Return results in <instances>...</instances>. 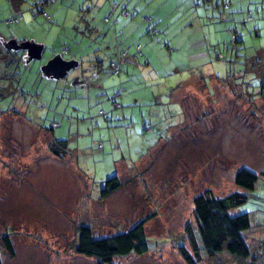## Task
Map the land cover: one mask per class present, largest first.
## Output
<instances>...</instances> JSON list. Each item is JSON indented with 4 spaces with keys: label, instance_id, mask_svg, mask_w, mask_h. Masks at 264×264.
Listing matches in <instances>:
<instances>
[{
    "label": "rangeland",
    "instance_id": "rangeland-1",
    "mask_svg": "<svg viewBox=\"0 0 264 264\" xmlns=\"http://www.w3.org/2000/svg\"><path fill=\"white\" fill-rule=\"evenodd\" d=\"M33 1L25 3L21 20L6 25L10 11L0 0V84L9 90L0 91L2 264H97L74 251L80 225L106 236L151 212L149 253L114 262L184 264L177 248L189 249L184 229L195 227L193 198L207 189L218 198L246 195L230 214L249 215L247 242L264 264V32L248 30L232 48L229 31L216 30L219 21L198 18L222 9L203 0H126L119 5H128L131 16L118 8L108 22L113 0H59L48 8L49 22L31 17ZM154 9L168 16L172 46L161 41L162 21H152L154 34L143 21ZM114 30L123 34L118 41ZM26 41L40 46L39 59L15 48ZM117 45L128 52L120 74L110 68ZM31 99L38 105L29 106ZM113 101L122 108L113 109ZM62 118L70 123L48 129ZM52 133L69 140L62 157L51 150ZM241 169L258 176L252 191L234 184ZM116 170L120 190L100 197ZM5 234L13 257L1 242ZM213 258L202 253L198 264L227 257Z\"/></svg>",
    "mask_w": 264,
    "mask_h": 264
},
{
    "label": "trees",
    "instance_id": "trees-1",
    "mask_svg": "<svg viewBox=\"0 0 264 264\" xmlns=\"http://www.w3.org/2000/svg\"><path fill=\"white\" fill-rule=\"evenodd\" d=\"M6 1L10 15L5 19V23L6 25L17 23L23 18L22 10L27 0ZM38 1H41L42 4L39 5ZM192 1L199 4L198 2L201 0ZM203 1L209 2L212 8L221 5V11L207 10L206 15L200 17L205 18L206 16H213L220 23L229 22L230 25L226 30H228L231 35L232 48H236L239 42H243L248 30H255L257 31L256 34H262V32H264V0ZM57 2H59V0H34L28 11L33 19L42 16L46 22H49L51 20V15L48 12V8L52 7ZM208 7L210 6H207V8ZM118 8H120L119 12L121 11L120 15L124 18H129L131 16V12L125 9L127 6L121 8L116 1H109L108 14L107 17H104V20L108 22L109 18L113 17L112 14H114L115 10ZM175 8L178 7L176 6ZM140 12L141 14L145 13L143 11ZM223 17H225L224 20L226 21L222 22ZM143 21L147 24H151L149 31L153 34L158 32V28L152 24L153 19L151 16H144ZM85 25L88 24L86 23ZM73 27L80 29L77 25ZM219 29L220 28L216 30ZM77 32L80 31L77 30ZM117 35L119 34L117 33ZM0 43L2 44V42ZM135 49L136 54L141 55L142 51L139 44L135 46ZM0 50H4L2 45L0 46ZM259 50L264 51L263 47H260ZM62 52L68 53L69 48L63 47ZM122 53H126V57L119 65V70L116 74H120L121 65L126 63L128 56L127 50H120V52L115 55L116 59L110 61V63H116L119 61V56ZM16 59V57L13 59L15 63ZM8 61V63L11 64L10 59ZM16 64L19 66L18 63ZM262 69L264 74V64L262 65ZM14 75H16V73ZM12 88H14L13 85ZM4 89L8 90V87H3L0 84V91ZM18 94L24 96L25 93L19 91ZM31 102L32 103L30 104L28 103L29 106L38 105V100L31 99ZM112 108L119 109L122 108V106L113 101ZM99 115L105 122L111 120L103 111H100ZM63 119L66 120L67 118ZM91 120L93 119L91 118ZM51 124H55L56 126L52 127ZM61 124V119L52 120L49 122L48 129L54 130L61 127ZM68 141L69 140H57V138L54 137L52 142H50L52 152L61 157L68 153L66 148ZM98 148H100V144L98 145ZM260 175L264 178V168ZM257 181L258 176L245 169L239 170L234 178V184L247 192L254 189ZM103 183L104 186L99 191L100 197L102 198L121 188L117 175L107 178ZM246 199V195L239 192L229 193L224 197L218 198L208 189L193 198L192 212L195 227L193 229L191 225H187L184 229V238L187 241L189 249H187L185 245H179L177 248L178 254L184 264H198L199 260H201L200 255L202 253L212 257L226 255L227 258H224L220 264H229L227 262L228 260L232 261L234 264H262L258 256L251 252L245 235V233L251 229L249 215L247 213L238 215L230 214L232 208L242 205ZM153 216L154 214L151 212L146 218L135 223L125 231L119 233L113 232L110 235L100 237L95 236L91 226H85L82 224L77 228L74 251L78 255L96 260L97 264H116L114 262L115 259L131 257L132 255L142 257L150 251L145 231V223L151 220ZM1 242L9 257H13L14 247L7 234L1 237ZM188 250H190V252ZM0 264H2L1 260Z\"/></svg>",
    "mask_w": 264,
    "mask_h": 264
},
{
    "label": "crops",
    "instance_id": "crops-1",
    "mask_svg": "<svg viewBox=\"0 0 264 264\" xmlns=\"http://www.w3.org/2000/svg\"><path fill=\"white\" fill-rule=\"evenodd\" d=\"M113 1H116L118 4H119V2H123V4H124V2L126 1V0H113ZM139 1V0H138ZM6 3H7V1H6ZM130 3H131V1H130ZM123 4H121L120 6H121V8L123 7ZM8 6V5H7ZM124 6H126V5H124ZM128 6V5H127ZM117 10V9H116ZM116 10H115V12H116ZM114 12V13H115ZM143 12H146V10H144ZM121 13V11L119 12V14ZM174 13V10L172 11V14ZM151 17H152V19L153 20H156V22H160V21H162V24L163 25H161V28H160V33H161V35L162 36H164V38L161 40L162 42H164L165 41V43H166V45L167 46H172V39L169 37V35H167V33H166V31H167V29H168V26H167V24H166V22H165V20H167L168 19V16H165L166 15V13L165 14H163L162 15V13H159L156 9H154L152 12H151ZM200 17V16H199ZM198 17V18H199ZM200 19L202 20V22L203 23H206V24H211V22H212V20H214L215 18L213 17V16H206L205 18H201L200 17ZM225 19V17H223V20H222V22L223 21H226V20H224ZM216 20V19H215ZM114 23H117V21H116V19H115V21H114ZM205 24V25H206ZM230 25V23L229 22H226V23H220V26L218 27V28H220L219 30H226V28L228 27ZM115 31V30H114ZM116 32V31H115ZM165 33H166V36H165ZM116 35H115V39L118 41V39L120 40L121 38H122V36H123V34L122 35H117V32L115 33ZM132 35H133V33H132ZM131 35V36H132ZM161 37V36H160ZM164 40V41H163ZM127 41H128V39H127V36L125 37V40H124V44L127 46ZM0 42H2V38H0ZM121 42V41H120ZM1 44V43H0ZM1 46V45H0ZM76 50H78V49H76ZM116 53H118V52H120V48H119V45H117V47H116ZM71 52V49L69 50V52L68 53H70ZM116 53H115V55H116ZM75 54H78L77 52H75ZM114 55V56H115ZM128 57V56H127ZM116 59V58H115ZM129 59V58H128ZM130 60H131V57H130ZM126 62H127V60H126ZM210 77H217V76H215V73H213L212 75L210 74L209 75ZM218 78V77H217ZM18 107H17V104L16 105H13L12 107H11V111L12 110H14V109H17ZM124 114H126L125 112H123V113H120V115L121 116H123ZM61 122H62V124H61V126L64 124L63 122H66V123H70V118H69V122L67 121V119L66 120H64L63 118L61 119ZM40 129H42V128H40ZM43 130V129H42ZM53 134V133H52ZM57 138L56 137V135H52V136H50V142H52V140H53V138ZM49 142V143H50ZM127 142H128V137H127ZM131 161V162H135V161H132V159L131 158H129V159H127V157H124V163H126V162H128V161ZM118 173H117V170H116V173H115V175H117ZM120 190V189H119ZM116 192V191H115ZM112 194V193H111ZM208 256V255H207ZM209 258H213L212 256H208ZM214 259V258H213ZM232 262V261H231ZM220 264V263H219Z\"/></svg>",
    "mask_w": 264,
    "mask_h": 264
},
{
    "label": "water",
    "instance_id": "water-1",
    "mask_svg": "<svg viewBox=\"0 0 264 264\" xmlns=\"http://www.w3.org/2000/svg\"><path fill=\"white\" fill-rule=\"evenodd\" d=\"M15 48H22L24 50H27L30 52V55L35 58L39 59L41 57V49L40 46L35 45V43L32 42H22V45L20 46H15Z\"/></svg>",
    "mask_w": 264,
    "mask_h": 264
},
{
    "label": "built area",
    "instance_id": "built-area-1",
    "mask_svg": "<svg viewBox=\"0 0 264 264\" xmlns=\"http://www.w3.org/2000/svg\"><path fill=\"white\" fill-rule=\"evenodd\" d=\"M38 4L41 5V1H38ZM126 57V53H122L120 56H119V61L116 62V63H110V67L112 69V71L116 74L118 73V70H119V65L123 62V60L125 59ZM52 127L56 126L55 124H51Z\"/></svg>",
    "mask_w": 264,
    "mask_h": 264
}]
</instances>
